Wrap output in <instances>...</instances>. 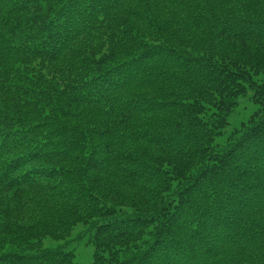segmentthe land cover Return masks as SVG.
I'll list each match as a JSON object with an SVG mask.
<instances>
[{"label": "trees", "instance_id": "1", "mask_svg": "<svg viewBox=\"0 0 264 264\" xmlns=\"http://www.w3.org/2000/svg\"><path fill=\"white\" fill-rule=\"evenodd\" d=\"M78 226L90 264H264V0H0V264H80Z\"/></svg>", "mask_w": 264, "mask_h": 264}, {"label": "rangeland", "instance_id": "2", "mask_svg": "<svg viewBox=\"0 0 264 264\" xmlns=\"http://www.w3.org/2000/svg\"><path fill=\"white\" fill-rule=\"evenodd\" d=\"M248 105L247 104H244V103H241L238 110H239V113L240 114H244L243 116H240V117H231L229 119V126L227 127L226 131H231L233 128H235L239 122L246 118V116L249 114V111H251V109H248L247 108ZM84 231V229L81 227V226H78L76 227L74 230H73V233H72V236L73 238H75L69 242H71L68 246L69 250H74V253H75V260L77 263H80V264H90L91 263V260H92V248L86 246L83 242H80L79 241H75L76 239H78V237L80 236V234ZM78 236V237H77ZM77 237V238H76ZM75 241V242H74ZM63 242H53V241H50V240H47L46 241V245L47 246H54V245H59Z\"/></svg>", "mask_w": 264, "mask_h": 264}]
</instances>
